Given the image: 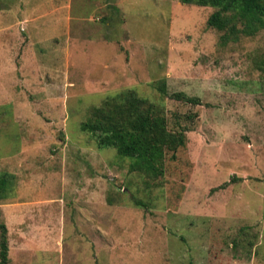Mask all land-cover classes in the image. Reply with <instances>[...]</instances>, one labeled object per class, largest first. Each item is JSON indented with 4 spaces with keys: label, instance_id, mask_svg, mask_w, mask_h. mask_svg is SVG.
<instances>
[{
    "label": "rangeland",
    "instance_id": "1",
    "mask_svg": "<svg viewBox=\"0 0 264 264\" xmlns=\"http://www.w3.org/2000/svg\"><path fill=\"white\" fill-rule=\"evenodd\" d=\"M213 10L0 0L7 264H264V30L222 45ZM126 91L184 130L160 176L131 170L81 129Z\"/></svg>",
    "mask_w": 264,
    "mask_h": 264
},
{
    "label": "trees",
    "instance_id": "2",
    "mask_svg": "<svg viewBox=\"0 0 264 264\" xmlns=\"http://www.w3.org/2000/svg\"><path fill=\"white\" fill-rule=\"evenodd\" d=\"M184 4L214 8L207 18L208 27L221 31L222 45L236 40L240 33L252 35L264 30V0H181ZM258 68L264 75V57ZM171 98L189 104H200L197 96L182 91ZM81 129L96 135L99 147H113L130 159V169L152 177L163 174L167 154L174 156L185 145L184 130L168 128L162 110L154 103L137 96L133 91L117 93L95 107L92 115L81 123ZM14 175L0 172V199L7 198L13 188ZM7 227L0 223V264H7Z\"/></svg>",
    "mask_w": 264,
    "mask_h": 264
},
{
    "label": "crops",
    "instance_id": "3",
    "mask_svg": "<svg viewBox=\"0 0 264 264\" xmlns=\"http://www.w3.org/2000/svg\"><path fill=\"white\" fill-rule=\"evenodd\" d=\"M95 228H98L97 226ZM97 230V229H96ZM96 238L99 237V232H96V235H95Z\"/></svg>",
    "mask_w": 264,
    "mask_h": 264
}]
</instances>
